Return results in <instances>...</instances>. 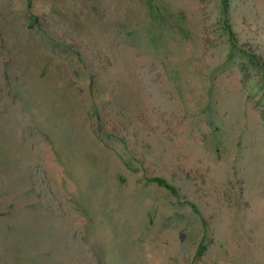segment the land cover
I'll return each instance as SVG.
<instances>
[{"label": "rangeland", "instance_id": "1", "mask_svg": "<svg viewBox=\"0 0 264 264\" xmlns=\"http://www.w3.org/2000/svg\"><path fill=\"white\" fill-rule=\"evenodd\" d=\"M0 264H264V0H0Z\"/></svg>", "mask_w": 264, "mask_h": 264}]
</instances>
